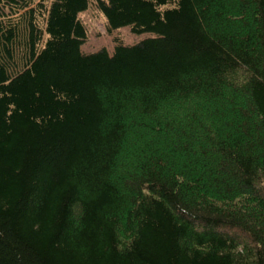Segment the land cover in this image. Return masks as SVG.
Wrapping results in <instances>:
<instances>
[{
  "label": "trees",
  "instance_id": "1",
  "mask_svg": "<svg viewBox=\"0 0 264 264\" xmlns=\"http://www.w3.org/2000/svg\"><path fill=\"white\" fill-rule=\"evenodd\" d=\"M0 264H264V0H0Z\"/></svg>",
  "mask_w": 264,
  "mask_h": 264
},
{
  "label": "rangeland",
  "instance_id": "2",
  "mask_svg": "<svg viewBox=\"0 0 264 264\" xmlns=\"http://www.w3.org/2000/svg\"><path fill=\"white\" fill-rule=\"evenodd\" d=\"M79 18L87 27V39L81 47L85 53L98 52L102 49L113 53L119 42L123 45H134L152 36L151 33L135 34L129 26L109 32L104 15L93 6L81 12Z\"/></svg>",
  "mask_w": 264,
  "mask_h": 264
}]
</instances>
